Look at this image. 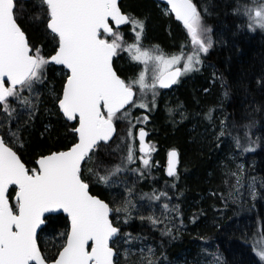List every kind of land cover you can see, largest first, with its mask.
<instances>
[{"label":"trees","instance_id":"obj_1","mask_svg":"<svg viewBox=\"0 0 264 264\" xmlns=\"http://www.w3.org/2000/svg\"><path fill=\"white\" fill-rule=\"evenodd\" d=\"M192 1L202 24L211 29L212 46L202 54V66L173 89L163 90L167 94L158 89L160 95L148 101L153 107L141 111L147 117L143 124L138 108L128 118L120 116L129 108L118 113L113 140L95 147L81 168L89 192L112 208L118 237L135 242L134 253L127 257L120 252L122 244L111 243L115 264H139V245L147 248L150 264H213L214 259L218 264H264L253 250L255 238L264 235V32L246 28L241 9L252 0ZM119 5L144 22L142 46H158L168 54L191 49L186 30L169 11L163 14V5L154 0H120ZM14 11L30 46L45 57L52 55L57 38L46 27L49 17L42 0L15 1ZM129 26L119 29L122 45L131 42ZM113 67L125 81L140 70L122 49ZM62 70L46 65L33 90L17 87L22 104L30 103L25 98L31 94L32 108L21 124L10 119L0 128L3 139H10L8 132L14 128L13 143L7 145L29 170L37 169L38 157L65 150L76 140L75 124L66 122L56 105L67 77ZM12 100L8 98V106ZM130 125L134 134L141 127L148 130L154 156L145 169L128 163L129 150L132 161L139 154L137 140L128 133ZM169 150L179 155L172 177L163 173ZM14 192L11 187L15 208ZM121 208L126 219L118 218ZM68 225L61 214L45 218L37 243L48 262L63 246Z\"/></svg>","mask_w":264,"mask_h":264},{"label":"snow or ice","instance_id":"obj_2","mask_svg":"<svg viewBox=\"0 0 264 264\" xmlns=\"http://www.w3.org/2000/svg\"><path fill=\"white\" fill-rule=\"evenodd\" d=\"M42 3L49 17L47 28L58 38L57 50L50 57L30 46L15 18V0H0V105L8 111V98L19 95L18 85L21 90L31 89L33 81L42 79L46 65H62L69 75L59 108L68 120L78 118L79 126L74 131L79 140L68 151L40 158L39 168L29 170L0 138V264H114L115 253L109 241L119 229L109 219L112 211L109 205L89 194V184L81 178V164L86 158L91 159L89 153L98 142L111 138L117 114L133 104L134 85L141 92L154 89L157 84L167 88L177 83L183 73L196 70L194 65L201 63L199 53L206 54L212 46L207 35L211 29L202 24L201 13L192 0H167L193 46L183 72L179 68L172 71V66L185 58L183 49L180 55L170 57L159 51L158 46L155 55L142 49L144 22L122 13L118 0H42ZM249 11L254 12L250 15V27L264 29V2ZM126 24L132 26L135 42L122 50L129 52L135 62L147 66L154 61L159 66L150 85L145 81L147 67L130 82L121 79L113 69L112 59L123 40L119 29ZM6 82L11 86L6 87ZM134 106L147 107L143 103ZM146 135L143 130L139 133L140 152L144 153L143 164L147 167L149 159L145 157L151 149L145 143ZM176 158V151H171L170 176L175 175ZM128 160H132L131 150ZM10 186H15V208L10 206ZM60 210L70 219V231L57 259L48 262L37 246V229L45 223V213ZM257 255L264 260V249Z\"/></svg>","mask_w":264,"mask_h":264},{"label":"rangeland","instance_id":"obj_3","mask_svg":"<svg viewBox=\"0 0 264 264\" xmlns=\"http://www.w3.org/2000/svg\"><path fill=\"white\" fill-rule=\"evenodd\" d=\"M262 2H264V0H255V3L253 2L252 0V3L243 7L241 9V12L242 14L245 16V23H246V28L248 31H250L251 33H254L256 32L257 30H261L264 32V29H261L259 27H255L254 25L252 27H250V24H252V21L250 20V15H253L254 12H250L249 10H254L255 8H257ZM161 5V4H160ZM162 11H163V14H166L168 12V9L167 7H165L163 5L162 7ZM185 29V28H184ZM127 30L130 31V38H131V42L129 44H132L135 42V32L133 31L132 29V26L130 25ZM186 30V29H185ZM138 31V29H137ZM132 33V35H131ZM186 34H187V41H188V44L191 46V49L190 50H185L183 51L184 53V57L180 64H177V65H173L172 67H176V66H181L182 68V72H183V65L184 63H186V56L187 55H190L192 54L193 52V46L192 44L190 43V37L187 33V30H186ZM207 35L209 36V34L207 33ZM143 37H144V31H143V34H142V37H141V40H143ZM111 38V37H110ZM112 40V38H111ZM121 43V49L123 48H126L127 45H122V41L120 42ZM142 43V41H141ZM140 43V46L142 47V49L144 50H147L150 52V54L152 55H155L157 54V46H142ZM159 51H162L159 47H158ZM125 52V55L129 58V60H131L130 58V54L129 52L127 51H124ZM163 52V51H162ZM164 53V52H163ZM166 56H172L173 54H168V53H164ZM175 55H180L181 53H174ZM202 54L203 53H199V58H200V61H201V57H202ZM205 54V53H204ZM132 62H135L133 60H131ZM136 64L139 65L140 67V70H139V73L137 75H135L134 77H131V78H128L125 82H130V81H133L135 79L138 78L139 74L144 71L145 67H147V71L145 73V81L146 83H148L149 85L153 82V76L154 74L157 73L158 71V68L159 66L156 65V63L154 61H149L147 66H145L144 64L140 63V62H135ZM48 65H51V64H48ZM202 66V64H197V65H194V68L196 70L200 69V67ZM62 68V67H61ZM63 69V68H62ZM196 70H192V71H189L187 73H183L180 77V79H183V78H186L188 75L192 74L194 71ZM62 73L64 75L67 76V71L66 70H62ZM36 84V81H33V84H32V87H31V90L34 89V85ZM174 87H172L173 89ZM133 89L135 90V93H136V96H135V99L133 100V104H130L127 108H129V110L127 111V115H122L121 114V118H128L129 116L132 115V110H134L135 108H138L139 110H137V118L139 119V124H143L144 121H145V115L144 116H141L142 115V112L141 111H145L147 112L149 109H151V106L154 102H152V104L150 105L148 101L150 100H154L155 98H157L158 95H160L159 91H158V87L156 86L154 89L153 88H146L143 92H141L140 88L138 85H134L133 86ZM171 89V88H170ZM25 90H30L28 88H25ZM169 90V89H167ZM29 93V92H28ZM161 93L163 94L164 91L161 90ZM164 94H167V93H164ZM30 95H27L29 97L25 98L27 99V101H30L29 104H22V101L19 100V95L17 97H12L13 100L10 104V106H8V111H5L4 108H0V118L2 117V119L0 120V128L3 127L10 119L14 120L16 122V124L20 123L24 120H26L27 116H28V112H29V108H32V104H33V100L31 101V98H30ZM140 103H143V104H146L147 107L146 108H142V107H137V106H134V105H138ZM151 106V107H150ZM126 112V111H125ZM124 113V112H123ZM119 117V115H117ZM147 120V119H146ZM19 126V125H18ZM14 128L12 127L11 130L8 132V136L10 137L7 138V139H4L5 143L6 144H11L13 143L11 140L12 138H15V133L13 132ZM139 129V128H138ZM128 133H130L133 137H135V134H134V130H132V126L130 125L129 127V130H128ZM12 137V138H11ZM134 142V145L136 144L135 143V140H133ZM136 146V145H135ZM139 150V149H138ZM153 156H154V151H153V148L151 147V151L149 152L148 156L145 157V158H148L149 159V165L151 164V161L153 160ZM142 157H144V154L142 152H140L139 150V154L138 156L136 157V160L135 161H129L128 160V163L131 165L132 163H135V165H139V167L141 169H145L147 168L144 164H143V159ZM88 159V158H87ZM86 159V160H87ZM114 172V170H112ZM114 173H120V174H123L125 173V171H115ZM148 200H151L152 203H157L158 202V198H150ZM122 209V210H121ZM119 213H118V218L119 219H126L127 216H124L122 213H127L126 210L124 208H121ZM176 211V208H172L171 209V212H175ZM130 216H132V214H129ZM120 244H122V249L120 250L122 256L124 257H127L131 254L134 253L135 251V242H132V239L129 237V236H124L123 238H119L117 236V238L114 240ZM113 241V242H114ZM264 249V235L261 236V237H256L255 240H254V244H253V250H254V253L255 255L257 256V258L262 261L264 263V260H262L260 258L259 255H257V252ZM137 252L139 254L138 258L139 259V264H150V254L148 253V250L146 247L142 246V245H139L138 249H137ZM150 257V258H149ZM213 264H218V261L216 259L213 260Z\"/></svg>","mask_w":264,"mask_h":264},{"label":"water","instance_id":"obj_4","mask_svg":"<svg viewBox=\"0 0 264 264\" xmlns=\"http://www.w3.org/2000/svg\"><path fill=\"white\" fill-rule=\"evenodd\" d=\"M15 1H20V0H15ZM23 1H29V0H23ZM155 2H157V3H159V4H161V5H164L165 7H167V9H168V11L173 15V17L175 18V20L182 26V27H184L183 26V23L181 22V21H179V20H177L176 19V16H175V13L174 12H172L171 11V6L167 3V0H154ZM193 2V1H192ZM120 0H118V6L120 7ZM193 4H194V2H193ZM195 5V4H194ZM121 9V8H120ZM122 11V10H121ZM122 13H124L123 11H122ZM126 14V13H125ZM48 20H49V18H48ZM48 20H47V22H46V27H47V23H48ZM124 25H121L120 26V28L121 27H123ZM113 27L115 28V25H113ZM185 28V27H184ZM48 29V28H47ZM48 31L51 33V31L48 29ZM52 34V33H51ZM52 35H54V34H52ZM27 38V37H26ZM28 40V39H27ZM57 47H58V38H57ZM57 50V49H56ZM55 50V51H56ZM55 54V52L52 54V55H54ZM52 55H50V56H52ZM49 56V57H50ZM114 58V57H113ZM49 64H51V65H54V66H56V67H62L64 70H66L67 71V76L69 75V72H68V70L66 69V68H64V66H62V65H57V64H55V63H49ZM112 66H113V59H112ZM177 68H179L180 70H181V68L180 67H173V68H171L170 70H172V71H174L175 69H177ZM113 69H114V67H113ZM114 71H115V69H114ZM116 72V71H115ZM117 73V72H116ZM118 75V74H117ZM119 76V75H118ZM120 78H121V76H119ZM180 78V76L178 77V79ZM122 79V78H121ZM5 80H6V78H5ZM66 80H67V77H66ZM66 80H65V82H64V84H63V87H62V91H61V96H60V98L59 99H61L62 98V93H63V88H64V86H65V84H66ZM175 84H172L170 87H167V88H161V87H159V85L157 84V87L159 88V89H162V90H167V89H170V88H172L173 86H174ZM5 86L6 87H10L11 85H10V83H7L6 82V84H5ZM17 87H19V85L17 86ZM134 91V90H133ZM134 93H135V91H134ZM134 98H135V95L133 96V100H134ZM57 108H58V111H59V113L62 115V117L64 118V120L66 121V122H68V123H72V124H75V127L73 128V133H74V135H75V142L73 143V144H71L67 149H65V150H62V151H68V150H70L71 149V147H73L76 143H78V140H79V137H78V134L74 131V129L76 128V127H78L79 126V124H78V118L76 119V120H68L65 116H64V114H63V112L61 111V109L59 108V100L57 101ZM130 105V104H129ZM129 105H126V107H125V109L129 106ZM124 110V109H123ZM122 110V111H123ZM114 123V122H113ZM114 128H115V131L113 132V134H112V136H111V138L107 141V142H104V141H100V142H98V144L96 145V147L99 145V144H107V143H109L110 141H112L113 140V138L115 137V134H116V126H115V124H114ZM141 130H143L145 133H146V131L144 130V129H141ZM141 130H138L137 132H136V140H137V145H138V148L140 149V139H139V133H140V131ZM0 138H2V136L0 135ZM144 140H145V143L148 145V143H147V141H146V136L144 137ZM6 144V143H5ZM7 145V144H6ZM8 146V145H7ZM8 147H10V146H8ZM11 148V147H10ZM13 150V149H12ZM14 151V150H13ZM171 151H173V150H169L168 152H167V154H166V164H165V174H166V176H168V177H171L170 175H168V164H169V153L171 152ZM174 151H176V150H174ZM58 152H61V151H57V152H51V153H48V154H45V155H42V156H40V157H38V159L36 160V167H37V169L39 168V165H38V163H37V161L40 159V158H42V157H45V156H47V155H50V154H52V153H58ZM93 151H91L90 153H89V155L92 153ZM176 153H177V158H176V165H175V172H176V169H177V166H178V162H179V155H178V152L176 151ZM144 154V153H143ZM18 155V154H17ZM18 157H19V155H18ZM20 158V157H19ZM87 159V158H86ZM86 159H85V161H86ZM20 160H21V158H20ZM85 161H83L82 162V164H81V168H82V165H83V163L85 162ZM21 162L23 163V161L21 160ZM24 164V163H23ZM25 165V164H24ZM25 167H26V165H25ZM27 168V167H26ZM11 187H13L14 189H15V186H10V188ZM9 188V189H10ZM89 190V189H88ZM89 194L90 195H92L90 192H89ZM92 196H94V197H96V198H98V199H100L99 197H97V196H95V195H92ZM15 192H14V194H13V196H12V200L16 203V201H15ZM100 200H102V199H100ZM103 201V200H102ZM103 202H105V201H103ZM106 203V202H105ZM10 206H11V204H10ZM110 207V206H109ZM110 209L112 210V208L110 207ZM112 213H113V210L110 212V214H109V219L111 220V215H112ZM58 214H61V215H63L64 217H66L67 219H68V223H69V225H68V230H67V233L70 231V219L68 218V216H67V214L66 213H64L62 210H60V211H54V212H50V213H45V218L46 217H48V216H54V215H58ZM114 226V225H113ZM42 227H43V225H41L40 226V228H38L37 229V236H38V234H39V232H40V230L42 229ZM114 227H116V226H114ZM118 234H119V231H118V233L109 241V246L110 247H112L111 246V243L117 238V236H118ZM65 240H66V237H65ZM65 243V242H64ZM90 244H91V242H89ZM37 246H38V243H37ZM39 247V246H38ZM113 248V247H112ZM62 250V247L60 248V250L59 251H61ZM114 250V249H113ZM59 253V252H58ZM114 253H115V250H114ZM57 257H58V254H57V256L55 257V259H57ZM114 257H115V255H114ZM54 259V260H55ZM114 259V258H113ZM54 260H52V261H54ZM49 262H51V261H49ZM114 264H115V259H114Z\"/></svg>","mask_w":264,"mask_h":264},{"label":"flooded vegetation","instance_id":"obj_5","mask_svg":"<svg viewBox=\"0 0 264 264\" xmlns=\"http://www.w3.org/2000/svg\"><path fill=\"white\" fill-rule=\"evenodd\" d=\"M106 37H108V38H110V36H106ZM190 43H191V40H190ZM183 51H185V50H183ZM176 67H180L181 68V66L179 65V66H176ZM173 68V67H172ZM181 71H182V68H181ZM181 77V76H180ZM181 82V79L179 78L178 79V82L177 83H175V85L174 86H176V85H178L179 83ZM1 106V105H0ZM146 127H141V128H139V129H137L136 130V132L138 131V130H141V129H144L145 131H146V141H147V143H148V145H149V147H150V149H151V146H150V142H149V134H148V130H146L145 129ZM135 139H136V133H135ZM4 140V139H3ZM137 142V141H136ZM151 151V150H150ZM165 164H166V158H165ZM163 173H165V165H164V172ZM176 173V172H175ZM172 176H174V175H172ZM171 176V177H172Z\"/></svg>","mask_w":264,"mask_h":264},{"label":"bare ground","instance_id":"obj_6","mask_svg":"<svg viewBox=\"0 0 264 264\" xmlns=\"http://www.w3.org/2000/svg\"><path fill=\"white\" fill-rule=\"evenodd\" d=\"M209 69V68H208ZM214 70V69H213ZM221 81V80H220ZM189 83V82H188ZM222 84V83H221ZM191 89V88H190ZM177 103V102H176ZM173 104V103H172ZM172 104H171V106H172ZM215 106H216V104H215ZM180 110V109H179ZM175 119V118H174ZM209 127V126H208ZM213 128H214V126H213ZM207 131V130H206ZM210 132V131H209ZM208 132V133H209ZM208 135V134H207ZM209 136H210V134H209ZM222 138V137H221ZM222 141V140H221ZM221 156V155H220ZM222 161V160H221ZM229 162V161H228ZM218 163V162H217ZM215 164V163H214ZM224 165V164H223ZM223 170V169H222ZM230 170H232V169H230ZM249 170H252V169H249ZM254 170V169H253ZM253 173V172H252ZM219 175H220V173H219ZM249 175V174H248ZM253 175V174H252ZM220 177V176H219ZM232 177V176H231ZM253 177V176H252ZM248 178V177H247ZM219 179V178H218ZM232 179V178H231ZM233 181V180H232ZM231 183V182H230ZM175 189V188H174ZM211 201V200H210ZM214 205V204H213ZM220 206H222V204L220 205ZM218 207H219V205H218ZM226 211V210H225ZM216 212V211H215ZM234 212V211H233ZM141 213V212H140ZM139 213V214H140ZM147 214V213H146ZM137 216V215H136ZM193 216V215H192ZM224 216H226V214L224 215ZM229 216V215H228ZM138 218V217H137ZM143 223V222H142ZM148 223V222H147ZM171 225V224H170ZM175 228V227H174ZM178 230V229H177ZM173 231V230H172ZM179 232V231H178ZM173 235V234H172Z\"/></svg>","mask_w":264,"mask_h":264}]
</instances>
